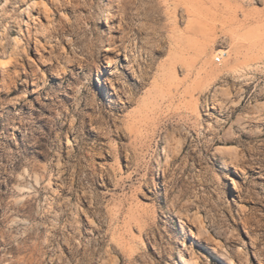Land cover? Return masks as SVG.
I'll list each match as a JSON object with an SVG mask.
<instances>
[{"label": "rangeland", "instance_id": "rangeland-1", "mask_svg": "<svg viewBox=\"0 0 264 264\" xmlns=\"http://www.w3.org/2000/svg\"><path fill=\"white\" fill-rule=\"evenodd\" d=\"M32 1L0 0V264H223L196 215L264 264V0Z\"/></svg>", "mask_w": 264, "mask_h": 264}, {"label": "bare ground", "instance_id": "bare-ground-1", "mask_svg": "<svg viewBox=\"0 0 264 264\" xmlns=\"http://www.w3.org/2000/svg\"><path fill=\"white\" fill-rule=\"evenodd\" d=\"M41 6L44 7L45 10L47 9V5H45L44 2H42V1L39 2L37 0H34V1H32L30 3L29 6L26 7V9L24 10V13L27 10H29L30 8H33V7H36V8L39 7L40 8ZM119 33L121 34L120 41L125 42L124 40L126 39V36L123 35L125 33V29H123L122 24L120 25ZM13 41L15 42V45L12 47V49L7 54L0 56V72L6 71V69L8 67H10L13 64V62L16 60L17 46H18V41L19 40L14 38ZM155 47L156 48L153 50V54L156 55L157 58H159L162 55L161 48H160V46L157 43H156ZM119 51H123V55H124V59L125 60H128L129 63L133 62V65H132V68H131L132 70L135 67L134 63H136L137 67L141 65V69H140L139 72H142V64L143 63L140 61V55L138 54L137 56H135V54H134L132 56L131 53L134 52V48L131 47V46H129V48H128L127 46H123V44L120 45V46L114 47L112 49V51H109L107 53V54H110V55H114V59L111 62V66L109 67L110 70L116 68V64H117V60H118V54H116V52L119 53ZM182 52H184V51H182ZM151 60H152V58L150 57V61ZM18 78H19V76H18ZM109 82H110L109 89L111 91H113V93L121 94V95H127L126 103L130 104L132 102V100H133V93L132 92L133 91H132V89L130 87L128 88V87H125V86H121L120 89H117L116 87L119 86V84L112 83L111 81H109ZM135 84L137 86H139V87L140 86H144V84H145L144 83V78L143 79H138V80L136 79ZM15 86L16 85L14 83H13L12 86H8L6 88V94L10 95V94H13L14 92H16L17 89H16ZM101 109L102 108H99V110H101ZM66 141H67V143H69L68 139ZM218 151L221 152L222 150H220L218 148ZM194 219H196V222L198 223V228L196 227L197 228L196 229L197 230V235H196L197 239L196 238L195 239L197 240V242L199 244H201L205 248V251L207 252V254L209 256H211V257L219 259L220 261H222L223 264H235V262L233 261L231 255L229 254V252L226 251L219 244V242L214 238V236L206 229L207 227L204 224V222L202 221V219L200 217H198L197 215L194 217ZM5 223H6L5 219L0 220V226L4 227ZM182 228H183V223H182ZM193 256L194 257L190 261L186 262L187 264H199V262L197 260L198 257L196 258L195 254H193ZM180 258H181V256H180ZM111 259H112V262L114 264H117V261H116V259L114 257H112Z\"/></svg>", "mask_w": 264, "mask_h": 264}, {"label": "built area", "instance_id": "built-area-1", "mask_svg": "<svg viewBox=\"0 0 264 264\" xmlns=\"http://www.w3.org/2000/svg\"><path fill=\"white\" fill-rule=\"evenodd\" d=\"M227 53L226 52H221V53H217L214 58H213V62L217 65L222 64V62L224 61V59L226 58Z\"/></svg>", "mask_w": 264, "mask_h": 264}]
</instances>
